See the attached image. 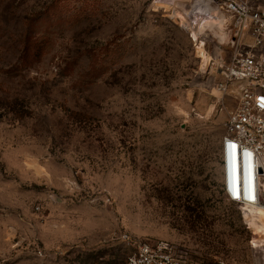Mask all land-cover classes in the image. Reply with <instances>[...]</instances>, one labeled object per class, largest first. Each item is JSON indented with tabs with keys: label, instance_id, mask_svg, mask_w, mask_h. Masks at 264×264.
<instances>
[{
	"label": "rangeland",
	"instance_id": "1",
	"mask_svg": "<svg viewBox=\"0 0 264 264\" xmlns=\"http://www.w3.org/2000/svg\"><path fill=\"white\" fill-rule=\"evenodd\" d=\"M182 1L0 0V264L264 263V210L224 190L231 35Z\"/></svg>",
	"mask_w": 264,
	"mask_h": 264
},
{
	"label": "built area",
	"instance_id": "2",
	"mask_svg": "<svg viewBox=\"0 0 264 264\" xmlns=\"http://www.w3.org/2000/svg\"><path fill=\"white\" fill-rule=\"evenodd\" d=\"M200 1L202 5L192 4V9L177 12L175 18L187 23V18H193L203 25V18L212 15L221 22L220 29L231 35L227 60L221 56L216 62L222 75L219 91L229 95L235 87L237 92V106L229 113L222 141L224 190L233 202L256 205L248 189L255 192V169L264 176V0ZM183 3L179 0L176 6ZM241 157L244 198L239 183ZM258 189L262 190L260 182ZM133 247L126 264H194L184 248L168 241H144Z\"/></svg>",
	"mask_w": 264,
	"mask_h": 264
},
{
	"label": "bare ground",
	"instance_id": "3",
	"mask_svg": "<svg viewBox=\"0 0 264 264\" xmlns=\"http://www.w3.org/2000/svg\"><path fill=\"white\" fill-rule=\"evenodd\" d=\"M206 18H208V17H206ZM206 18H204V19H206ZM211 19L215 20L216 18H214L211 15ZM259 182H260V185H261V183H262V175H258L256 173V169H255V192H253L252 187H250L248 189V195L250 196L251 199H253L255 197V199H253V200H255L257 204L256 205H246V206H252V207H256V208H261V209L264 210V198H263L262 190H260V192H259V189H258V183ZM239 183H240V194H241V197L244 198V195H243L244 189L242 187V157L240 158V164H239Z\"/></svg>",
	"mask_w": 264,
	"mask_h": 264
}]
</instances>
